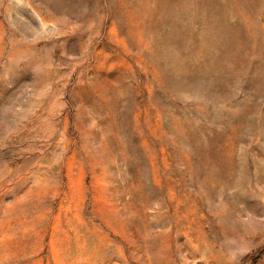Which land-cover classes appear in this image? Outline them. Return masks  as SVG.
<instances>
[{
  "label": "rangeland",
  "instance_id": "rangeland-1",
  "mask_svg": "<svg viewBox=\"0 0 264 264\" xmlns=\"http://www.w3.org/2000/svg\"><path fill=\"white\" fill-rule=\"evenodd\" d=\"M0 264H264V0H0Z\"/></svg>",
  "mask_w": 264,
  "mask_h": 264
}]
</instances>
